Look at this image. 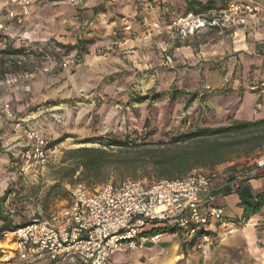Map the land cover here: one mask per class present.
<instances>
[{"label": "rangeland", "instance_id": "rangeland-1", "mask_svg": "<svg viewBox=\"0 0 264 264\" xmlns=\"http://www.w3.org/2000/svg\"><path fill=\"white\" fill-rule=\"evenodd\" d=\"M198 1H213V8L194 13L200 22L180 26L179 19L192 12L189 0H132L136 12L131 16L115 13L113 19L118 18V23L113 31H107L102 27L105 23L85 24V0L80 4L72 0L74 9L68 17L71 15L80 24L78 33L65 39H41L28 32L25 42H11L14 47L20 44L32 49L34 55L6 56L0 82L17 74L32 76H23L12 86L0 83V98L8 96L15 118H26L31 127L39 130L50 151L44 165H30L23 160L14 147L13 121L0 114L5 121L0 124V189L5 188L0 197L7 189L11 192L0 205L3 217L22 224L35 216H47L66 202L68 185L77 183L79 176L77 173L72 181L62 178L61 160L67 149L98 147V143L85 142L110 132L137 133L135 138L147 136L148 140L165 139L191 126H201V121L215 113L216 105H211L210 100L216 90L203 88L205 73L210 67L209 72L220 69L224 74L218 63L231 56L226 49L233 43L230 32L242 28L223 24L220 12L225 1ZM239 1H254L264 8V0ZM99 10L105 11L104 6ZM126 21L132 25L130 31L125 30ZM77 43L78 50L65 47ZM12 60H18L21 66L16 67ZM209 62L213 64H205ZM226 88L227 85L222 89ZM188 92L198 93L197 98L189 102ZM138 96L147 99L137 102ZM150 132L154 135L149 136ZM2 146L12 147L13 151ZM137 178L149 181L141 175ZM121 181L113 174L107 182L117 185ZM54 185H59V189L52 190ZM99 186L86 184L91 191ZM1 239H5L6 253L0 264H22L15 252L10 253L13 246L8 237L3 235ZM120 254L124 253H116L113 258Z\"/></svg>", "mask_w": 264, "mask_h": 264}, {"label": "built area", "instance_id": "built-area-1", "mask_svg": "<svg viewBox=\"0 0 264 264\" xmlns=\"http://www.w3.org/2000/svg\"><path fill=\"white\" fill-rule=\"evenodd\" d=\"M54 1L38 0L37 6ZM82 1L77 0V3ZM0 2V44L5 48L12 41L25 42L29 37L24 26L32 15L34 1ZM261 12L259 3L233 0L221 10L220 16L224 25L250 32L258 22H264ZM194 18V13L190 12L177 23L185 26L192 21L200 22V17ZM213 21L218 23L216 19ZM131 28L130 22L126 21L125 30ZM260 43L264 45V31ZM23 76L32 75L8 76L0 83L12 86ZM246 88L257 96L258 105L264 101V80L248 82ZM7 98L6 95L0 98V114L13 121L14 147L30 165H44L50 151L46 139L29 125L26 118H15ZM2 148L13 151L12 147ZM256 165L264 167V159L257 161ZM218 180L217 170L198 169L177 179L145 181L129 178L117 185L106 182L94 191L83 182H77L68 185L69 198L60 208L44 217L35 216L26 225L4 235L13 246L10 253L15 252L22 264L58 257L69 264L78 261L82 264H111L116 253L142 250L148 243L158 242L167 226L178 227L187 241H194L206 253L204 245L212 241L209 227L212 222L223 219L226 207L223 198L214 203L211 195ZM4 240L0 238V250L5 257Z\"/></svg>", "mask_w": 264, "mask_h": 264}, {"label": "crops", "instance_id": "crops-1", "mask_svg": "<svg viewBox=\"0 0 264 264\" xmlns=\"http://www.w3.org/2000/svg\"><path fill=\"white\" fill-rule=\"evenodd\" d=\"M33 1L32 15L24 26V30L30 32L31 36L65 39L80 30V24L71 15L68 17V13L74 9L72 0H55L53 5L45 4L43 7L37 6L38 0ZM1 6L0 2V9ZM100 6H104L105 11H98ZM84 7L85 24L105 23L102 27L107 31H113L118 23V18L113 19L115 13L131 16L137 10L132 0H117L116 3L109 0H85ZM260 17L264 20V8ZM263 31L264 22H258L250 32L244 29L232 30L230 36L233 43L226 46L231 56L218 63L222 65L224 74H221L220 69L209 72L210 67L208 73L203 72V88L210 89L209 92L216 90V95L210 100L211 105H216V111L206 120L205 125L264 118V101L258 105L257 96L246 88L248 82L264 80V45L260 43ZM194 59L198 61L196 57ZM226 85L227 88L222 89ZM4 122L0 115V124L4 125ZM263 158L264 152L255 158H241L212 168L219 172V180L211 193L213 201L217 203L223 198L226 207L223 219L212 222L209 227L212 241L204 245L206 253L194 241H187L177 228L174 232L162 231L164 234L158 242L148 243L142 250L130 251L115 258L113 255L111 264H264V207L246 217L245 208L240 205L241 198L247 193L256 194L264 190V167L258 168L256 165ZM233 165H236L235 168H231ZM4 189H0V196ZM34 264L69 263L58 257Z\"/></svg>", "mask_w": 264, "mask_h": 264}, {"label": "trees", "instance_id": "trees-1", "mask_svg": "<svg viewBox=\"0 0 264 264\" xmlns=\"http://www.w3.org/2000/svg\"><path fill=\"white\" fill-rule=\"evenodd\" d=\"M223 1L226 2L225 9L233 0ZM213 3L211 1L203 4L198 0H189V7L193 13L200 14L212 9ZM99 9H103V6H100L98 11ZM65 47L68 50H78L80 44ZM28 50V48L14 47L11 44L0 49V78L5 74V57L21 54L28 57L34 55L32 49L29 52ZM12 63L16 67L21 66L18 60H12ZM188 95L191 102L197 98L198 93L188 92ZM146 99L147 96H138L136 101L143 102ZM205 123L206 121L203 120L201 126H191L187 130L173 133L159 140H148L147 136L142 139L135 138L134 136L138 134L129 132L121 134L110 132L92 138L85 143H98V147L80 146L64 151L61 160L62 178L72 181L79 173L78 182L89 186L101 185L113 174L122 181L129 178L139 179L138 175L147 177L149 181L177 179L189 175L194 170H209L237 159L255 158L264 152V118L255 121L231 120L219 125H205ZM147 124L148 119L145 121V126ZM152 135L154 132H150L149 136ZM59 187L54 185L52 190ZM10 194V190L7 189L0 197V205ZM240 205L244 206L246 217L257 213L264 207V190L256 194L247 193L241 198ZM27 223L11 222L0 212V238L4 233L14 231ZM177 228L167 226L162 231L174 232ZM1 257L3 252L0 250Z\"/></svg>", "mask_w": 264, "mask_h": 264}]
</instances>
